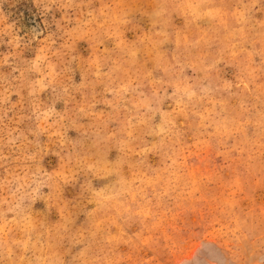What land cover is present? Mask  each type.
<instances>
[{
  "label": "rangeland",
  "instance_id": "obj_1",
  "mask_svg": "<svg viewBox=\"0 0 264 264\" xmlns=\"http://www.w3.org/2000/svg\"><path fill=\"white\" fill-rule=\"evenodd\" d=\"M0 264H264V0H0Z\"/></svg>",
  "mask_w": 264,
  "mask_h": 264
}]
</instances>
